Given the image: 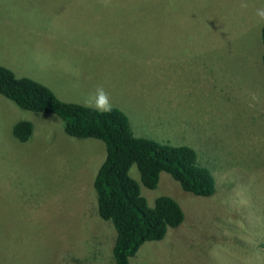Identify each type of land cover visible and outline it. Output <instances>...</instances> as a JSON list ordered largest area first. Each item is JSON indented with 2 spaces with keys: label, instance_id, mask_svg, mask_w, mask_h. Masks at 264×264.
Segmentation results:
<instances>
[{
  "label": "rangeland",
  "instance_id": "1",
  "mask_svg": "<svg viewBox=\"0 0 264 264\" xmlns=\"http://www.w3.org/2000/svg\"><path fill=\"white\" fill-rule=\"evenodd\" d=\"M0 0V65L85 104L102 87L136 136L187 144L211 167L199 196L161 172L184 219L130 264H264V0ZM32 123L25 142L12 135ZM104 143L0 94V264H115L93 187ZM204 163V164H203ZM213 171V172H212ZM129 174L139 183L135 164ZM246 179V187L238 185ZM244 182L242 183V186ZM248 190V193L245 192Z\"/></svg>",
  "mask_w": 264,
  "mask_h": 264
},
{
  "label": "trees",
  "instance_id": "2",
  "mask_svg": "<svg viewBox=\"0 0 264 264\" xmlns=\"http://www.w3.org/2000/svg\"><path fill=\"white\" fill-rule=\"evenodd\" d=\"M260 28L264 67V26ZM0 94L23 109L55 114L69 136L93 137L104 143L105 156L95 173L93 187L98 214L110 220L116 231L112 247L115 264H130L144 242L162 239L168 228L180 225L184 219L180 204L169 195H159L149 205L141 194V184L156 188L163 171L195 195L210 196L215 191L212 169L208 164L205 165L211 170L199 164L193 147L136 136L128 115L117 106L100 113L85 104L60 99L46 84L18 77L11 67L3 65ZM32 130L29 120H19L13 125L12 135L25 142ZM132 164L139 171L140 183L129 174ZM242 183L238 186L247 188L246 179Z\"/></svg>",
  "mask_w": 264,
  "mask_h": 264
},
{
  "label": "clouds",
  "instance_id": "3",
  "mask_svg": "<svg viewBox=\"0 0 264 264\" xmlns=\"http://www.w3.org/2000/svg\"><path fill=\"white\" fill-rule=\"evenodd\" d=\"M109 2L110 0H104L105 6H108ZM239 7L241 9H247L249 7L247 0H240ZM254 18L257 27L264 26V6L255 9ZM85 106L94 108L100 113L112 111L109 96L102 87L97 88L95 95L86 101Z\"/></svg>",
  "mask_w": 264,
  "mask_h": 264
},
{
  "label": "crops",
  "instance_id": "4",
  "mask_svg": "<svg viewBox=\"0 0 264 264\" xmlns=\"http://www.w3.org/2000/svg\"><path fill=\"white\" fill-rule=\"evenodd\" d=\"M8 67H10V65H8ZM12 68V67H11ZM13 69V68H12Z\"/></svg>",
  "mask_w": 264,
  "mask_h": 264
}]
</instances>
